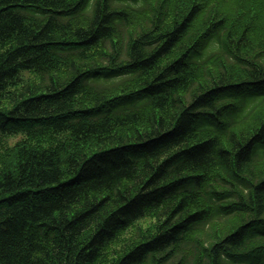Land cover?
Returning a JSON list of instances; mask_svg holds the SVG:
<instances>
[{"label": "trees", "instance_id": "trees-1", "mask_svg": "<svg viewBox=\"0 0 264 264\" xmlns=\"http://www.w3.org/2000/svg\"><path fill=\"white\" fill-rule=\"evenodd\" d=\"M0 146V264H264V0H0Z\"/></svg>", "mask_w": 264, "mask_h": 264}, {"label": "rangeland", "instance_id": "rangeland-1", "mask_svg": "<svg viewBox=\"0 0 264 264\" xmlns=\"http://www.w3.org/2000/svg\"><path fill=\"white\" fill-rule=\"evenodd\" d=\"M19 140V137H14V138H7V139H5V141H4V146L6 147V145H13L15 142H17ZM4 146H0V150H2V148L4 147Z\"/></svg>", "mask_w": 264, "mask_h": 264}]
</instances>
